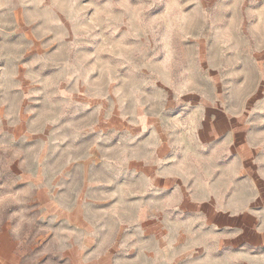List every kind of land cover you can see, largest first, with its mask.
Returning a JSON list of instances; mask_svg holds the SVG:
<instances>
[{
  "label": "rangeland",
  "instance_id": "374dc122",
  "mask_svg": "<svg viewBox=\"0 0 264 264\" xmlns=\"http://www.w3.org/2000/svg\"><path fill=\"white\" fill-rule=\"evenodd\" d=\"M9 264H264V0H0Z\"/></svg>",
  "mask_w": 264,
  "mask_h": 264
},
{
  "label": "crops",
  "instance_id": "0c3cea01",
  "mask_svg": "<svg viewBox=\"0 0 264 264\" xmlns=\"http://www.w3.org/2000/svg\"><path fill=\"white\" fill-rule=\"evenodd\" d=\"M10 249H5V253L0 249V264H9L12 256L9 254Z\"/></svg>",
  "mask_w": 264,
  "mask_h": 264
}]
</instances>
